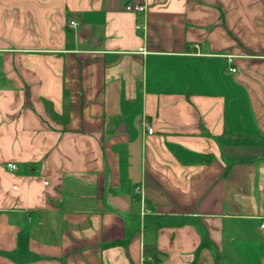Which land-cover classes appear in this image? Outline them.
Here are the masks:
<instances>
[{
  "label": "crops",
  "instance_id": "0c3cea01",
  "mask_svg": "<svg viewBox=\"0 0 264 264\" xmlns=\"http://www.w3.org/2000/svg\"><path fill=\"white\" fill-rule=\"evenodd\" d=\"M263 222L264 0H0V264H264Z\"/></svg>",
  "mask_w": 264,
  "mask_h": 264
},
{
  "label": "built area",
  "instance_id": "2783aa9c",
  "mask_svg": "<svg viewBox=\"0 0 264 264\" xmlns=\"http://www.w3.org/2000/svg\"><path fill=\"white\" fill-rule=\"evenodd\" d=\"M125 9L127 11H131V12H134V13H137V14H141V13H145L146 12L145 5L142 4V3H137V2L136 3H132V4H128ZM78 26H80L78 21H76V20H71L70 21V27L71 28H77ZM136 28L140 29L141 26L137 25ZM227 67H228L230 72H232V73H236L237 72V69L234 66L233 57H228L227 58ZM144 128L147 130L148 133H153L154 132V128L147 121L144 122ZM8 167L10 169H13V170L17 169V166L15 164H9ZM261 229H264V222L261 225Z\"/></svg>",
  "mask_w": 264,
  "mask_h": 264
},
{
  "label": "trees",
  "instance_id": "16d2710c",
  "mask_svg": "<svg viewBox=\"0 0 264 264\" xmlns=\"http://www.w3.org/2000/svg\"><path fill=\"white\" fill-rule=\"evenodd\" d=\"M212 244L208 239V236L205 234L203 236L202 242L197 249L194 260L191 262V264H197L198 260L200 258V254L203 248H211ZM144 255V261L146 264H159L163 259L161 253L158 251L156 246L154 245H145L143 250Z\"/></svg>",
  "mask_w": 264,
  "mask_h": 264
}]
</instances>
